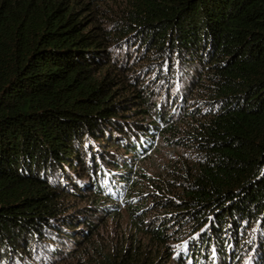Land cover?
I'll use <instances>...</instances> for the list:
<instances>
[{"label": "trees", "instance_id": "1", "mask_svg": "<svg viewBox=\"0 0 264 264\" xmlns=\"http://www.w3.org/2000/svg\"><path fill=\"white\" fill-rule=\"evenodd\" d=\"M0 264H264V0H0Z\"/></svg>", "mask_w": 264, "mask_h": 264}, {"label": "rangeland", "instance_id": "2", "mask_svg": "<svg viewBox=\"0 0 264 264\" xmlns=\"http://www.w3.org/2000/svg\"><path fill=\"white\" fill-rule=\"evenodd\" d=\"M93 142V141H92ZM111 149V148H110ZM164 150V149H163ZM161 150V154L163 153ZM109 151H112L111 153H115L116 151L111 149ZM174 158V157H173ZM163 160L165 161L164 158L160 157L159 155H156V156H149L147 159H146V162L144 161L143 163H141V167L143 169H145L147 172L148 171H156V172H162L164 169H163V165H164V162ZM74 172V170H72ZM141 180L142 181H145L148 183V180L145 178V177H141ZM141 183V181H140ZM153 188V187H151ZM155 192L156 193H159V194H163V192L159 191L158 189H155ZM138 198L140 200L142 199H146V196L145 195H138ZM138 199V200H139ZM138 200L136 199H133V200H130L128 202H126L124 205L121 206V211H122V214L120 216V221H121V224L125 227V229H129L130 228V223L132 222L131 221V216L129 214V210H127L125 207L126 206H130L132 204H136L138 202ZM146 200H149V198H147ZM154 203V202H153ZM155 206H153V204L151 203V206H149V209H152L154 208ZM133 219V218H132ZM110 224L108 225V230L109 232L113 233L114 234V230L117 228L116 226V223H114L113 220H109ZM252 257V256H251Z\"/></svg>", "mask_w": 264, "mask_h": 264}]
</instances>
